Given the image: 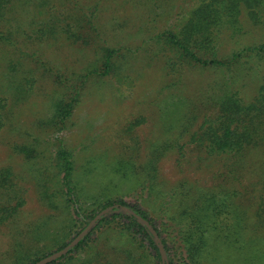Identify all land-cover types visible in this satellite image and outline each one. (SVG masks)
Segmentation results:
<instances>
[{"label":"rangeland","instance_id":"rangeland-1","mask_svg":"<svg viewBox=\"0 0 264 264\" xmlns=\"http://www.w3.org/2000/svg\"><path fill=\"white\" fill-rule=\"evenodd\" d=\"M200 3V0H32L27 5L15 2L9 24L16 47L0 45V99L10 108L0 130V171L9 169L12 173V186L0 188V208L14 206L18 199L22 206L0 223V264H11L17 254L27 251L26 256H19V264H28L66 246L87 226L84 214L109 198H121L146 211L151 223L162 231L159 215L144 201L145 193L139 197V186L148 178L143 168L146 157L157 146H166V152L155 166V193L157 189L178 187L182 182L190 194L193 190H214L221 185L240 193L244 208L254 210L258 196L254 188L260 185L259 174L264 170L263 150H251L240 168L233 161L207 157L197 143H191L190 136L204 117L213 112L211 98L220 85L225 83L229 91L237 92L246 102L252 101L264 82V60L251 57L221 68H183L176 62L172 70L167 64L168 60L173 61V55L158 49L155 43L154 38L160 33L176 32L184 25ZM91 12L94 30L85 21ZM83 15L82 32L88 35L89 44L71 43L63 33H45L52 26L57 32L65 27L74 30ZM38 29H44V33H36ZM216 37L214 59L221 60L263 43L264 0L254 10L253 18L243 9L238 14V23L223 29ZM103 46L115 51V67L109 74L97 76L93 71L101 68ZM83 78L86 81L80 88L78 102L66 126L59 131L50 123L52 105L62 99L63 85L76 86ZM61 82L64 84L60 85ZM14 86L26 94L16 105L7 98V92L12 93ZM182 109L191 117L188 124L182 120ZM137 122L141 124L135 125ZM20 144L32 146L40 153L39 157L26 161L13 149ZM61 147L73 156V179L78 184L82 195L79 203L84 209L78 215L71 208L68 215L59 197H53L51 204L40 200L42 182H48L49 192L54 190L52 179L58 171L53 159ZM231 164L238 168L237 179L228 175ZM174 200L175 209L169 213L170 217L176 214L179 201L187 198ZM111 214L114 213L108 215ZM69 217L74 220L68 221ZM226 218L221 224L230 223L229 216ZM124 224L123 219L116 218L99 225L87 247L72 254L74 264L84 259L119 258L122 243L117 232ZM173 224L176 227L169 231L172 233L169 239L164 234L158 236L167 240L170 258L173 264H179L176 231L180 226ZM134 235L137 242L144 240L140 234ZM247 236L258 241V246L245 244L240 251L222 246L219 262L264 264V255L258 253L264 246V233L256 236L251 231ZM90 246L92 250L88 249ZM210 260L206 263L210 264Z\"/></svg>","mask_w":264,"mask_h":264},{"label":"trees","instance_id":"trees-1","mask_svg":"<svg viewBox=\"0 0 264 264\" xmlns=\"http://www.w3.org/2000/svg\"><path fill=\"white\" fill-rule=\"evenodd\" d=\"M19 1H21V5H27L32 0H0V45L5 48L16 47V39L13 36L12 26L9 22L15 2L18 3ZM200 1L201 3L192 11L186 23L176 32L164 31L154 38L158 49L169 51L173 55V61L169 62L168 60V68L174 70V63L176 62L177 65H181L183 68L185 66L221 68L239 64L241 61H246V58L251 57L258 58L261 61L264 60V42L233 53L229 58H226L227 60L214 59L216 56L214 41L218 40L216 35L223 29L238 23V14L243 9L247 10L250 18H253L254 10L261 5V0ZM84 19V15L79 18V27L74 30L65 27L60 28V31L57 32L52 26L45 33L48 35L63 33L71 43L89 44L88 35L82 32ZM93 19L94 14L91 12L85 19L87 27L91 28L93 26ZM55 26L58 27L56 24ZM91 29L94 30L93 27ZM36 33H44V29H38ZM100 50L102 53L101 68L98 71H93L97 76L109 74L115 67V51L104 46ZM85 81L86 78H83V80H79V83H76V86L71 85L70 88L68 85H63L62 99L56 100L52 105L54 111L50 123L57 126L59 131L66 126L67 120L72 115L74 106L80 96V88L83 87ZM61 84L64 83L61 82ZM13 90L12 93L7 92V98L14 101L16 105L22 99L24 100L26 94L17 90L15 86ZM211 100L214 110L204 117L198 130L191 134V143H197L207 157H221L229 162L233 161L232 164L238 163L241 168V163L247 159L251 150H259L260 148L264 152V82L258 87L257 94L251 102L244 101L237 92L229 91L225 83L215 89ZM1 101L2 99H0V130L4 127L10 110L7 102L2 104ZM184 111L185 109H182L181 113ZM189 112L193 111L190 109ZM188 115L189 113L185 112L182 115V120H187V124L191 118ZM139 124L141 123L137 122L135 125ZM13 149L22 154L28 162L36 157L38 158L40 154L28 144L15 145ZM165 152L166 146L165 148L157 146L150 150L143 167L148 178L139 186L141 192L139 197H142V193H145L144 201L152 207L154 213L159 215L162 231L155 228L151 220L148 219L146 211L127 204L121 198H109L99 207L88 210L83 216V221L88 224L98 211L108 207H114V214L102 216L88 234L65 256L49 264H74L75 260L72 254L87 247L91 234L99 225L116 218L125 221L123 227L117 232V236L122 243L119 250L120 257L116 260L108 258L101 260L84 259L80 264H173L167 240L165 238L161 239L166 256V262L162 263L158 247L152 235L135 216L124 212L123 207L146 220L159 236L164 234L169 239L172 235L169 231L173 230L172 227H176L173 222L177 227L180 226L176 231L179 240L178 248L180 249L179 264H207L206 261L209 258H211L210 264H221L218 260V252L222 246H233L238 251L243 250L245 244H251L253 248L257 247L258 241L250 239V236L246 238V235L251 231L256 236L264 233V170L259 174L260 185L256 184L258 188H254L255 194L258 195L254 202L256 207L249 212L244 208L243 201L239 200L240 193L221 185L215 187L214 190H193L191 195L189 190L186 189V183L182 182L179 183L178 187H172L165 191L157 189V193H155V166ZM53 161L58 171L57 176L52 179L54 190L52 193L49 192L48 182H42L39 193L40 200L43 203L51 204L53 197H59L63 209L66 212L68 211V215L69 208L77 215L79 212L84 213V209L81 207L83 204L79 203L82 195L78 192V184L73 179L75 168L72 154L61 147L56 152ZM232 164L228 175H233V179H237L235 174L238 168H233ZM121 174L125 176L126 173ZM11 179L12 173L9 169L1 170L0 188L11 187ZM55 179L56 181H54ZM181 196L186 197L187 201H179L176 214L170 217L169 213L175 209L174 199ZM77 203L80 207L74 209L73 206ZM21 206L22 201L19 199L14 206L3 205L0 208V223L12 217ZM227 216H229L230 223L228 224L225 221L224 225L221 224V221L226 220ZM248 217L252 222H248ZM69 220L72 222L74 219L69 217ZM183 221L186 224L182 225ZM133 231L134 234H140L144 240L137 242L138 239L134 234H131ZM143 241L147 242V245ZM64 247L61 246L57 251ZM88 249L92 250V247L90 246ZM151 251L154 253L152 254ZM27 252L17 254L11 264H19L21 262L19 256L23 254L26 256ZM258 253L264 255V246L258 250ZM39 260H32L28 264H34Z\"/></svg>","mask_w":264,"mask_h":264},{"label":"water","instance_id":"water-1","mask_svg":"<svg viewBox=\"0 0 264 264\" xmlns=\"http://www.w3.org/2000/svg\"><path fill=\"white\" fill-rule=\"evenodd\" d=\"M122 210L126 213H130L131 215L135 216V218L149 231V233L154 238V242L156 243L158 247V251L160 254L161 262H166V256L164 252L163 245L161 243V240L157 234V232L151 227V225L144 219H142L140 216H137L136 214L130 212L127 208H122ZM115 212L114 207H108L98 214L95 215V217L87 224V226L71 241L69 242L64 248H62L59 251H56L39 261L35 262L34 264H49L53 261H56L60 259L61 257L65 256L75 245H77L91 230L92 227L95 226V224L100 220L102 216H107L109 213Z\"/></svg>","mask_w":264,"mask_h":264}]
</instances>
